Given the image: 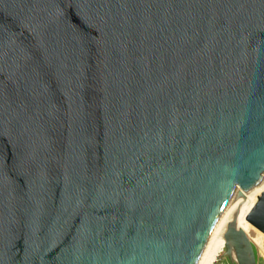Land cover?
Listing matches in <instances>:
<instances>
[{
  "label": "water",
  "instance_id": "95a60500",
  "mask_svg": "<svg viewBox=\"0 0 264 264\" xmlns=\"http://www.w3.org/2000/svg\"><path fill=\"white\" fill-rule=\"evenodd\" d=\"M263 183L264 0H0V264H257Z\"/></svg>",
  "mask_w": 264,
  "mask_h": 264
},
{
  "label": "bare ground",
  "instance_id": "6f19581e",
  "mask_svg": "<svg viewBox=\"0 0 264 264\" xmlns=\"http://www.w3.org/2000/svg\"><path fill=\"white\" fill-rule=\"evenodd\" d=\"M263 193H264V183L262 184L261 187H259L256 190V192L250 198V200L248 201L244 209L241 211V213L239 214L235 222L232 224L233 232L236 234H243L247 236L251 240V242L254 244L256 249H258L257 246H259V242L263 238L264 234L260 233L255 228H253L251 225H249V223L247 222V217L251 214L252 210L257 205L259 198L262 196ZM227 234L224 236V238L215 248V250L209 257L206 264H217L218 263L219 258L221 257L222 253L225 250H227V246L230 242L227 239Z\"/></svg>",
  "mask_w": 264,
  "mask_h": 264
},
{
  "label": "rangeland",
  "instance_id": "374dc122",
  "mask_svg": "<svg viewBox=\"0 0 264 264\" xmlns=\"http://www.w3.org/2000/svg\"><path fill=\"white\" fill-rule=\"evenodd\" d=\"M257 248L258 249L255 248L256 262L257 264H264V238L261 239V241L259 242V246H257ZM225 254H226V250L222 253L217 264H231V261L228 259V257H226Z\"/></svg>",
  "mask_w": 264,
  "mask_h": 264
},
{
  "label": "flooded vegetation",
  "instance_id": "af4514ba",
  "mask_svg": "<svg viewBox=\"0 0 264 264\" xmlns=\"http://www.w3.org/2000/svg\"><path fill=\"white\" fill-rule=\"evenodd\" d=\"M263 238H264V236H263Z\"/></svg>",
  "mask_w": 264,
  "mask_h": 264
}]
</instances>
